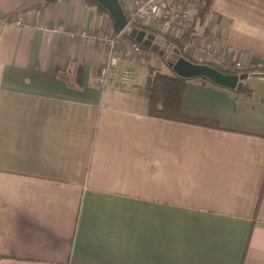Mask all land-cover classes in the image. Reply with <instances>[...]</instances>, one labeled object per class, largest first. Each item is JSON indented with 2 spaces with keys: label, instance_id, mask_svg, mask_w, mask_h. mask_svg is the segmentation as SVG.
<instances>
[{
  "label": "crops",
  "instance_id": "obj_1",
  "mask_svg": "<svg viewBox=\"0 0 264 264\" xmlns=\"http://www.w3.org/2000/svg\"><path fill=\"white\" fill-rule=\"evenodd\" d=\"M41 2L0 0V264H264V79L186 82L183 111L218 127L151 116L165 59L124 52L131 83L103 86L100 44L39 24L116 32L108 11ZM195 30L264 67V0H213Z\"/></svg>",
  "mask_w": 264,
  "mask_h": 264
},
{
  "label": "built area",
  "instance_id": "obj_2",
  "mask_svg": "<svg viewBox=\"0 0 264 264\" xmlns=\"http://www.w3.org/2000/svg\"><path fill=\"white\" fill-rule=\"evenodd\" d=\"M126 13L131 18L152 27L165 35L185 37L184 47L197 60L214 63L221 67L233 66L241 71L246 67L241 60L229 61L223 53H219L213 45L206 44L195 29L190 28L193 14L197 10L198 0H122ZM16 24H23L21 19H15ZM26 23H28L26 21ZM43 29L62 33L68 39H78L83 42L98 43L102 47L103 58L99 68V82L107 85L111 76L115 77V86L127 85L132 81V69L121 66L123 53L131 58L142 54L143 47L136 40L127 36L124 30L108 32L103 30H87L84 27H66L55 24L50 27L39 24Z\"/></svg>",
  "mask_w": 264,
  "mask_h": 264
},
{
  "label": "trees",
  "instance_id": "obj_3",
  "mask_svg": "<svg viewBox=\"0 0 264 264\" xmlns=\"http://www.w3.org/2000/svg\"><path fill=\"white\" fill-rule=\"evenodd\" d=\"M90 1L95 3L94 0H90ZM49 2L50 1L48 0H42L41 4L38 3L34 5V7L43 9L45 6H47ZM212 2L213 0H198L197 10L193 14V20L189 26L190 28L195 29L197 25H201L206 20L210 12ZM96 4L98 5L99 8H101L103 11L106 12L104 7H102L99 3ZM133 26H136L138 28H143L147 32H153L156 35L163 36L164 39L168 41V44L170 46L175 47L180 55L186 57V53L184 51L185 37L165 35L161 32H157L152 27H149L141 23L138 19L135 18L130 19L128 26L124 29L125 33L127 34L128 30ZM143 50L144 52H147V50L145 49ZM203 63L212 65L215 68L225 73H241V72L264 70V67L258 66L253 63L248 65L247 68L243 71L236 69L233 66L221 67L219 65L210 62L209 63L203 62ZM146 66H147V72L151 77V84L149 86L150 101L148 108V112L151 116L161 117L164 119L174 120V121H185L200 125H206L210 127L211 126L218 127V124L215 121L205 120L202 118L187 115L182 109V95L184 93L186 82L189 79H196L201 83H210L217 87H222V86L215 84L208 79H202L200 77L186 78L179 76L173 71H171L169 67L167 69H162L160 66H156L153 64H147ZM222 88H226V87H222ZM230 90L235 91L234 89H230ZM240 91L246 94L250 93V88L248 87L247 82H245L243 88ZM259 200L260 197L258 198L256 209L259 204Z\"/></svg>",
  "mask_w": 264,
  "mask_h": 264
},
{
  "label": "water",
  "instance_id": "obj_4",
  "mask_svg": "<svg viewBox=\"0 0 264 264\" xmlns=\"http://www.w3.org/2000/svg\"><path fill=\"white\" fill-rule=\"evenodd\" d=\"M51 1V0H48ZM103 6L112 17L114 27L116 30L125 29L129 24V17L126 10L121 4L120 0H95ZM128 36L137 42L142 47L152 53L165 59L166 65L179 76L186 78L200 77L208 79L211 82L218 84L222 87L240 91L244 83L249 78H262L264 79L263 71H251L241 73H225L212 65L207 63H198L180 55L175 47L168 50V41L163 36L156 35L153 32H147L143 28L136 26L131 27Z\"/></svg>",
  "mask_w": 264,
  "mask_h": 264
},
{
  "label": "rangeland",
  "instance_id": "obj_5",
  "mask_svg": "<svg viewBox=\"0 0 264 264\" xmlns=\"http://www.w3.org/2000/svg\"><path fill=\"white\" fill-rule=\"evenodd\" d=\"M157 58V57H156ZM154 63V62H153ZM153 65H155V64H153ZM156 66H160L162 69H167L168 67H167V65L165 64V62H162V61H160L159 63H157V65ZM253 83V85L256 87V88H258V87H260V85L261 84H257V82H252Z\"/></svg>",
  "mask_w": 264,
  "mask_h": 264
},
{
  "label": "bare ground",
  "instance_id": "obj_6",
  "mask_svg": "<svg viewBox=\"0 0 264 264\" xmlns=\"http://www.w3.org/2000/svg\"><path fill=\"white\" fill-rule=\"evenodd\" d=\"M121 30H124V29H121ZM117 31H119V30H116V32H117ZM112 33H113V32H112ZM127 36H128V34H127ZM128 37H129V36H128ZM120 61H121V60H120ZM120 65H121V64H120ZM121 66H124V65H121Z\"/></svg>",
  "mask_w": 264,
  "mask_h": 264
}]
</instances>
